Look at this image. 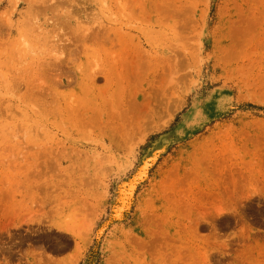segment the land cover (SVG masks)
<instances>
[{
	"label": "rangeland",
	"instance_id": "rangeland-1",
	"mask_svg": "<svg viewBox=\"0 0 264 264\" xmlns=\"http://www.w3.org/2000/svg\"><path fill=\"white\" fill-rule=\"evenodd\" d=\"M0 264H264V0H0Z\"/></svg>",
	"mask_w": 264,
	"mask_h": 264
}]
</instances>
